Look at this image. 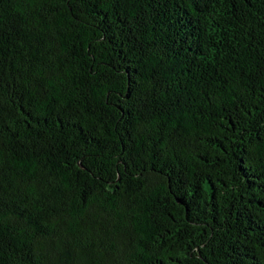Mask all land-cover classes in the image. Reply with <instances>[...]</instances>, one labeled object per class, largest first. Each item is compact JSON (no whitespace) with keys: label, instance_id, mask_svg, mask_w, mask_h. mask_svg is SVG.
<instances>
[{"label":"trees","instance_id":"trees-1","mask_svg":"<svg viewBox=\"0 0 264 264\" xmlns=\"http://www.w3.org/2000/svg\"><path fill=\"white\" fill-rule=\"evenodd\" d=\"M0 264H264V0H0Z\"/></svg>","mask_w":264,"mask_h":264}]
</instances>
